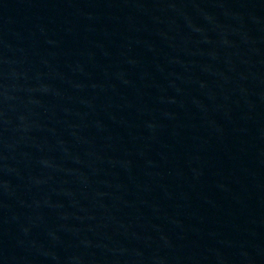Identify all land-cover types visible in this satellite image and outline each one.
Listing matches in <instances>:
<instances>
[{
  "label": "water",
  "instance_id": "water-1",
  "mask_svg": "<svg viewBox=\"0 0 264 264\" xmlns=\"http://www.w3.org/2000/svg\"><path fill=\"white\" fill-rule=\"evenodd\" d=\"M0 264H264V0H0Z\"/></svg>",
  "mask_w": 264,
  "mask_h": 264
}]
</instances>
